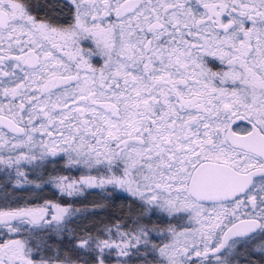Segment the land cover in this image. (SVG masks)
Returning <instances> with one entry per match:
<instances>
[{
  "label": "snow or ice",
  "instance_id": "1",
  "mask_svg": "<svg viewBox=\"0 0 264 264\" xmlns=\"http://www.w3.org/2000/svg\"><path fill=\"white\" fill-rule=\"evenodd\" d=\"M0 174V264H264V0H0Z\"/></svg>",
  "mask_w": 264,
  "mask_h": 264
},
{
  "label": "flooded vegetation",
  "instance_id": "2",
  "mask_svg": "<svg viewBox=\"0 0 264 264\" xmlns=\"http://www.w3.org/2000/svg\"><path fill=\"white\" fill-rule=\"evenodd\" d=\"M34 3H46L47 0H33ZM43 13H41L42 15ZM86 48L91 47L90 44L85 45ZM92 63L95 66H99L102 63L101 57L93 56ZM213 69L216 70V67L213 66ZM242 126H246L242 125ZM63 161H57L54 165L49 164L46 173L55 175L58 172H53V168L60 169L63 168ZM30 167H27L29 169ZM64 174L73 175V177L86 175L87 172H76L72 171L71 173L67 172L63 168ZM96 174V173H94ZM28 176L30 180L34 179V175L32 173ZM16 195L23 196L28 198L29 200L39 201V200H55L57 198H65L68 200H78L81 201V207L78 209V214L76 218L73 220L70 228L73 229L75 234H81L83 231H91L95 232L96 229L102 227L106 223H110L118 214L120 213V209L126 205L132 204L133 207L135 205L132 201L126 198V195L119 190L113 191L111 187L107 190H98V189H86L79 197L76 198H66L60 195L58 192L53 190L51 186L44 187L43 190L39 189H30L27 191H16ZM20 192V193H19ZM67 204H71L73 207L76 208L77 203L69 202ZM77 209V208H76ZM53 243H59L53 237ZM63 243H67L65 240ZM258 259L259 257H255Z\"/></svg>",
  "mask_w": 264,
  "mask_h": 264
},
{
  "label": "rangeland",
  "instance_id": "3",
  "mask_svg": "<svg viewBox=\"0 0 264 264\" xmlns=\"http://www.w3.org/2000/svg\"><path fill=\"white\" fill-rule=\"evenodd\" d=\"M22 171H25L26 173H28V176H30L29 174L31 173V169L29 168V169H27V167L26 168H24V169H22ZM56 172H58L59 174H63V175H66V174H64L63 173V168H60V169H57L56 168V170H55ZM56 174V173H55ZM89 173L87 172V174L86 175H88ZM92 175H95L94 174V172L93 173H91ZM67 175H69V174H67ZM73 176V175H72ZM29 178V177H28ZM30 179V178H29ZM0 184L2 185L3 184V178H2V174H0ZM28 190H30V189H33L31 186H25ZM51 188L53 189V190H55V188L54 187H52L51 186ZM8 191H9V193L10 194H12V195H14V194H16V193H18V192H14L13 193V191L11 190V189H8ZM21 191V190H20ZM56 191V190H55ZM57 192V191H56ZM20 193V192H19ZM3 195V192L2 191H0V196H2ZM59 199H61L60 197L59 198H57V199H55V200H52V199H50V200H47V201H52V202H60V203H62L61 202V200H59ZM44 201H46V200H39V201H32V200H30V202H32V203H34V204H41V203H43ZM65 204V203H64Z\"/></svg>",
  "mask_w": 264,
  "mask_h": 264
},
{
  "label": "trees",
  "instance_id": "4",
  "mask_svg": "<svg viewBox=\"0 0 264 264\" xmlns=\"http://www.w3.org/2000/svg\"><path fill=\"white\" fill-rule=\"evenodd\" d=\"M1 185V184H0ZM16 193V192H15ZM14 195H16V194H14ZM59 200H61V202L62 203H65V204H67V203H69V202H72V203H77V205H76V208L77 209H80V207H81V201H78V200H68V199H65V198H61V199H59Z\"/></svg>",
  "mask_w": 264,
  "mask_h": 264
}]
</instances>
